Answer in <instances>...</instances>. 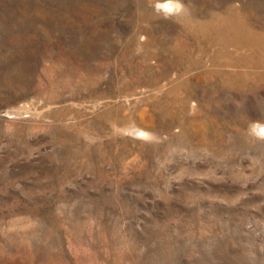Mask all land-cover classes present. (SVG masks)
<instances>
[{
    "label": "rangeland",
    "instance_id": "1",
    "mask_svg": "<svg viewBox=\"0 0 264 264\" xmlns=\"http://www.w3.org/2000/svg\"><path fill=\"white\" fill-rule=\"evenodd\" d=\"M189 1L0 0V264H264V0Z\"/></svg>",
    "mask_w": 264,
    "mask_h": 264
},
{
    "label": "clouds",
    "instance_id": "2",
    "mask_svg": "<svg viewBox=\"0 0 264 264\" xmlns=\"http://www.w3.org/2000/svg\"><path fill=\"white\" fill-rule=\"evenodd\" d=\"M153 10L167 19L187 14L188 9L182 0H152ZM248 134L257 139H264V122L252 121L247 129Z\"/></svg>",
    "mask_w": 264,
    "mask_h": 264
},
{
    "label": "bare ground",
    "instance_id": "3",
    "mask_svg": "<svg viewBox=\"0 0 264 264\" xmlns=\"http://www.w3.org/2000/svg\"><path fill=\"white\" fill-rule=\"evenodd\" d=\"M182 2L186 5V7H187V9H188V7L190 6V1L189 0H182ZM187 19V18H186ZM231 19V18H230ZM227 22V21H226ZM234 20H228V23H227V27H233L234 26ZM236 24V23H235ZM202 25H204V24H202Z\"/></svg>",
    "mask_w": 264,
    "mask_h": 264
}]
</instances>
